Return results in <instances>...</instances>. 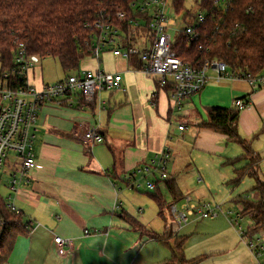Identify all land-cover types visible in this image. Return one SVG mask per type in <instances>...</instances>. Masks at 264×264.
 Segmentation results:
<instances>
[{"label":"crops","instance_id":"0c3cea01","mask_svg":"<svg viewBox=\"0 0 264 264\" xmlns=\"http://www.w3.org/2000/svg\"><path fill=\"white\" fill-rule=\"evenodd\" d=\"M106 59L118 66L107 69ZM84 65L121 73L125 90L103 91L90 103L59 99L42 105L34 130L36 167L30 173L21 169L11 176L20 165H8L5 174L13 179L21 175L14 186L1 173L0 191L4 187L6 197L0 194L22 212L32 228L30 234L17 237L4 264H166L169 256L160 248H169L170 242L149 236L156 232L150 225H160V221L146 214L149 201L141 203L149 200L143 195L147 192L130 189L127 173L165 148L171 150L169 168L175 150L184 143L177 137L186 141L190 129L196 132L193 149L199 152L221 156L224 163L243 154L242 147L224 134L200 126L208 120V107L237 109L238 98L248 103L239 111L238 132L260 160L264 157V86L211 79L200 93L186 98L183 107L173 111L169 89L159 87L157 77L142 72L136 57L127 60L107 49L99 57L89 56ZM42 70L35 65L26 73L37 89L66 77L45 79ZM182 124L183 130L179 129ZM91 125L99 126L104 142L85 144L84 133ZM248 162V158L242 159L241 165L233 166L234 172ZM183 169L201 170L196 162ZM259 169L258 163L257 174ZM168 173L176 177L183 194L179 174L169 169ZM158 188L166 189L164 180ZM167 224L164 220L161 233ZM56 235L72 239L73 248L58 246ZM147 247L156 249L158 260L142 259Z\"/></svg>","mask_w":264,"mask_h":264},{"label":"built area","instance_id":"2783aa9c","mask_svg":"<svg viewBox=\"0 0 264 264\" xmlns=\"http://www.w3.org/2000/svg\"><path fill=\"white\" fill-rule=\"evenodd\" d=\"M174 1L176 0H133L132 9L142 14L138 19L132 18L127 11L100 12L96 19L85 24V28L90 31L86 44L92 56L99 57L105 50L112 49L115 56L127 60L136 57L142 62L140 67L142 72L157 77L159 87L168 86L173 111L181 109L186 98L200 93L211 79L216 83L243 80L252 87L264 86V72L252 74L243 69L232 71L225 61L219 59L207 58L198 64L183 61L173 49V43L180 34L185 35L188 45L199 41L198 27L205 22L207 12L202 8L201 0H192L198 6L197 12H192L186 4L187 0H183L185 7L179 12ZM232 1L212 0V4L227 8ZM143 15L148 17L146 26L142 19ZM127 20H130L132 25L124 29L122 25ZM179 22L184 23V28L178 30L176 24ZM238 28L240 26L236 24L233 33ZM170 29L178 31L175 39L169 33ZM40 59L36 54H28L24 44L21 43L15 55L17 66L0 72V178L9 150L21 157L23 173H30L36 167L34 130L42 105L59 99L71 103L78 101L90 103L103 91L125 90L122 86L121 73L81 68L60 81L37 89L29 82L26 73L39 63ZM211 72H214V75H211ZM16 74H22L24 77L13 78ZM235 106L241 111L248 106V103L238 98L235 100ZM179 129L183 130L185 126L179 125ZM104 140L99 126L91 125L86 128L85 144L92 146ZM170 159L171 150L165 148L148 162L129 171L125 179L130 189L155 190L158 181L169 178ZM17 182L18 179L14 178L13 186ZM180 200L186 202L178 207ZM180 200L169 207L180 226L188 222L189 215L216 218L219 214L218 208H221V205L212 208L210 203L202 205L189 203L192 200L189 196ZM7 204L10 208L20 211L12 202ZM243 218L241 213H237L236 218L230 219L234 224L240 225ZM54 241L67 250L73 248V241L70 238L56 235ZM247 245L256 257H264V236L250 240Z\"/></svg>","mask_w":264,"mask_h":264},{"label":"trees","instance_id":"16d2710c","mask_svg":"<svg viewBox=\"0 0 264 264\" xmlns=\"http://www.w3.org/2000/svg\"><path fill=\"white\" fill-rule=\"evenodd\" d=\"M133 0H0V67L1 71L16 67L15 55L23 43L28 54H36L41 59L52 57L70 75L80 68L81 61L92 56L86 40L90 34L85 24L96 19L100 12L115 13L127 11L132 18L141 17V12L131 7ZM180 12L185 7L183 0L174 1ZM206 10V20L199 27L200 40L188 45L185 35L180 34L173 43V49L183 61L200 63L209 59L225 61L230 69H243L252 74L264 72V0H233L227 8L212 4V0H201ZM134 16V17H133ZM144 26L148 17L142 16ZM238 28L235 33V25ZM132 23L127 20L122 27L130 28ZM135 58V57H134ZM140 61V60H139ZM140 66L142 62L140 61ZM67 75V76H68ZM24 77L16 74L13 78ZM169 89L168 86L165 87ZM208 120L200 126L227 136L228 141L237 143L243 154L228 162L249 159V162L236 168L239 183L245 175L255 177L254 189L258 198L238 196L236 201L243 205L242 215L248 216L253 222L250 234L264 231V180H260L256 167L259 157L248 142L238 132V109L226 107H208ZM160 181H158L159 184ZM164 186L174 198V202L183 197L177 185L176 177L164 180ZM160 208V215L166 223V204L162 191L158 188L149 193ZM31 225L25 221L21 211L10 208L0 194V264L8 261L17 237L30 234ZM155 240L170 242L172 256L169 264H196L199 259H188L184 253L187 236L174 232L170 223L163 233L149 232Z\"/></svg>","mask_w":264,"mask_h":264},{"label":"rangeland","instance_id":"374dc122","mask_svg":"<svg viewBox=\"0 0 264 264\" xmlns=\"http://www.w3.org/2000/svg\"><path fill=\"white\" fill-rule=\"evenodd\" d=\"M186 4L191 8L192 12L198 11V6L195 1L192 2V0H187ZM176 26H178V30L182 29L184 28V23L179 22ZM177 32L178 31L173 29L169 31L173 39H175ZM87 59L88 57L83 59L79 68H87V66L84 65ZM105 65L107 69H109V67L118 66L115 61H110L109 59H106ZM36 66H41L43 68L42 73L45 79H57L68 75L67 72L63 71L60 63L52 57L40 59V62L37 63ZM190 133L186 141L177 137V139L184 141V143H180L179 151L174 149V159L168 169L173 174H179V180L181 183L183 182L182 188L185 191L183 196H191L192 198L189 203H194L196 205L210 203L212 208H217V205H221V208H218L219 214L213 219L210 217L201 218L196 215H189L188 222L182 226L175 220L169 208H165V217L168 223L173 226L174 232L181 236H187L184 245L185 256L188 259H199L196 264H264V257H256L247 245L250 240H255L258 236H264V231L261 230L251 235L249 228H251L253 222L248 216L243 215L244 218L240 222L241 228L239 224H234L230 219L236 218L237 213H241L243 210V205L236 201L238 196L241 195L249 199L258 198V192L253 187L256 181L255 177L245 175L239 183L234 182L237 174L234 172L233 166L236 165L238 167L237 164L241 165L239 162H241L242 159L233 163L228 161L224 163L221 156L199 152V150L193 149V139L196 132L194 129H190ZM7 155L8 162L5 160L3 163L4 166L2 167V179L8 181L11 179L13 180V177L11 178L8 174L4 173V171L8 169V165H12L14 162L18 164V166L20 165L18 170L11 172V176L17 171H19L20 174L22 165L21 157L16 152L9 150ZM192 162H196V164L200 166V172L197 170L190 172L184 171V166ZM259 166V179L264 180V157L259 160ZM20 176H17V179H19ZM200 176H202L203 179H200ZM154 191L155 190H139V192H147L143 195L144 198L149 200H144V202L141 203L144 205L145 201H149L145 206L147 210L146 214H149L152 220L156 219L160 221V225L151 224L149 228L161 233L164 220L159 215V207L156 206L157 204L151 199L153 197L148 194L154 193ZM0 193L4 194L6 197L4 187L1 188ZM162 195L167 205L174 202V198L167 189L162 192ZM184 202H186V200H180L178 202V207H181V204ZM228 212H232V214H227ZM146 214L144 216H146ZM173 244L174 241L172 242L171 240L170 246ZM160 250L164 255L167 253L169 259L171 258V247L167 248L164 246L160 248ZM150 257H152L153 261L158 260L156 249L150 250L147 247L142 253V259H150Z\"/></svg>","mask_w":264,"mask_h":264}]
</instances>
